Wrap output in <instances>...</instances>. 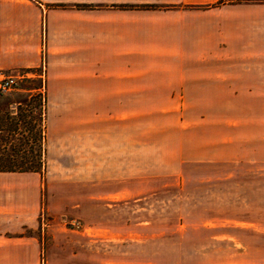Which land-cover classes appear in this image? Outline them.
Returning a JSON list of instances; mask_svg holds the SVG:
<instances>
[{"label": "crops", "instance_id": "crops-1", "mask_svg": "<svg viewBox=\"0 0 264 264\" xmlns=\"http://www.w3.org/2000/svg\"><path fill=\"white\" fill-rule=\"evenodd\" d=\"M17 70L70 81L55 85L71 93L68 114L47 123V151L82 155L85 184L132 188L135 70H212L213 196L221 186L236 204L223 218L259 220L227 227L226 264H264V0H0V71ZM42 193L39 172L0 171V264H40L43 241L44 264H135L134 227L122 228L131 257L112 261L107 227L34 234Z\"/></svg>", "mask_w": 264, "mask_h": 264}, {"label": "rangeland", "instance_id": "rangeland-1", "mask_svg": "<svg viewBox=\"0 0 264 264\" xmlns=\"http://www.w3.org/2000/svg\"><path fill=\"white\" fill-rule=\"evenodd\" d=\"M17 73H23L22 77L3 94L13 101V112L17 110L15 101L35 91L34 82L25 78L39 79V90L45 97L41 223L34 234L40 228L45 232L43 237L48 238V228L107 227L113 234L108 235L109 244L102 249L106 247L108 260L112 261L131 257V247L128 250L122 241L127 237L122 228L134 227L135 264H226L234 247L227 227L259 225L258 219L223 218L234 211L236 204L232 202L229 208L221 186L217 187L216 201L213 196L212 70H135L134 188L85 184L82 155L66 153L67 147L59 155L50 154L47 123L55 111L68 114L67 95L71 93L55 90V85L70 81L67 76L57 79L58 74L48 70ZM59 98L63 106L53 107V99ZM23 108L35 116L33 104ZM33 124L36 128L37 121ZM51 160L62 169L52 170ZM72 163H77L76 169H69ZM116 189L122 193L134 191L135 195L113 197L111 193ZM106 191L108 199L103 197ZM43 242L40 264L45 260ZM250 253L255 258L258 251Z\"/></svg>", "mask_w": 264, "mask_h": 264}, {"label": "trees", "instance_id": "trees-1", "mask_svg": "<svg viewBox=\"0 0 264 264\" xmlns=\"http://www.w3.org/2000/svg\"><path fill=\"white\" fill-rule=\"evenodd\" d=\"M34 82L35 91L21 100L15 101L17 110H11V102L0 93V171H35L42 172L45 152L44 120L45 97L40 92V80L25 78ZM33 106L35 116L29 115L23 106ZM37 127L34 128V122Z\"/></svg>", "mask_w": 264, "mask_h": 264}, {"label": "built area", "instance_id": "built-area-1", "mask_svg": "<svg viewBox=\"0 0 264 264\" xmlns=\"http://www.w3.org/2000/svg\"><path fill=\"white\" fill-rule=\"evenodd\" d=\"M23 73L0 71V93L4 94L9 91L15 84L18 77H22Z\"/></svg>", "mask_w": 264, "mask_h": 264}]
</instances>
